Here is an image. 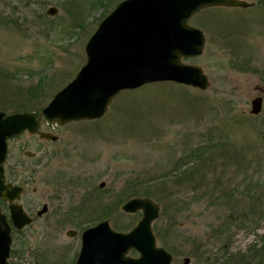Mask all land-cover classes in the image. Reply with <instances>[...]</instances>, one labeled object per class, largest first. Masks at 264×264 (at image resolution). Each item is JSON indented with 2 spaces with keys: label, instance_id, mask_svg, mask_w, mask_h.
<instances>
[{
  "label": "rangeland",
  "instance_id": "obj_1",
  "mask_svg": "<svg viewBox=\"0 0 264 264\" xmlns=\"http://www.w3.org/2000/svg\"><path fill=\"white\" fill-rule=\"evenodd\" d=\"M119 1L0 0V67L15 73L7 79L9 89L0 88V103L12 104L1 100L11 90L27 98L28 111L34 102L45 105L84 63L86 41ZM246 1L251 7L205 8L189 19L204 31L206 43L201 55L182 61L202 67L210 81L207 90L149 84L118 95L96 120L61 126L42 119L40 128L57 134V141H44L27 132L8 141L5 171L12 175L10 169H14L13 180L26 184L20 202L33 217L21 234L12 233L15 248L22 250L21 264H73L81 232L102 219H108L117 231H122L120 225L133 222L134 226L141 212L124 213L123 202L117 201L119 191L128 181L145 182L168 171L174 153L210 126L229 132L236 143L256 141L260 147L261 161L246 170L262 210L247 227L227 223L231 207L248 204L244 190L250 182L241 183L243 168L236 162L218 159L216 169L210 170L208 190L214 195L232 191L235 199L242 197L240 204L232 199L218 208L210 199L191 202L193 193L187 186L168 201L149 196L160 206L151 226L157 244L172 254L171 264H184L185 257L188 264H225V252L264 244V91L254 89L255 85L264 88V0ZM50 6L57 8L54 15L46 12ZM40 81L43 90L32 96L29 91ZM183 90L191 99H207L211 110L189 109L181 99ZM256 96L263 98V107L254 117L249 110ZM12 107L0 104L6 112L13 111ZM27 150L35 156L25 155ZM223 163H228L224 172ZM216 180L221 186L212 190ZM101 182L105 185L99 188ZM175 198L177 206H170ZM44 203L48 210L38 217L35 211ZM69 229L77 231L76 235L67 236ZM128 254L137 253L129 250Z\"/></svg>",
  "mask_w": 264,
  "mask_h": 264
},
{
  "label": "water",
  "instance_id": "obj_2",
  "mask_svg": "<svg viewBox=\"0 0 264 264\" xmlns=\"http://www.w3.org/2000/svg\"><path fill=\"white\" fill-rule=\"evenodd\" d=\"M246 0H121L103 17L84 45L85 61L74 77L52 94L50 101L37 112L6 113L0 110V198L10 202V220L14 229L32 222L19 201L24 188L6 180L4 160L7 140L27 131L42 139L56 141L57 135L40 130V118L65 124L71 121L95 120L103 116L109 102L119 93L152 83L171 82L207 90L210 81L199 65L182 58L199 56L205 46L204 32L189 24L193 14L208 7H241ZM57 8L50 6L47 14ZM255 90L263 92L261 85ZM263 98L250 101V113H261ZM25 154L33 157L34 153ZM104 182L99 184L103 187ZM125 213L141 211L138 222L129 231L112 229L107 219L84 229L81 246L74 264H170L172 255L157 246L152 222L159 216V204L150 197L128 198L121 206ZM48 209L46 204L37 212ZM11 227L0 209V264H7L12 241ZM67 236H75L69 229ZM130 249L138 252L129 256ZM184 264L189 263L185 257Z\"/></svg>",
  "mask_w": 264,
  "mask_h": 264
},
{
  "label": "trees",
  "instance_id": "obj_3",
  "mask_svg": "<svg viewBox=\"0 0 264 264\" xmlns=\"http://www.w3.org/2000/svg\"><path fill=\"white\" fill-rule=\"evenodd\" d=\"M241 66V65H240ZM14 72H7L0 67V88L7 87V79L10 77H14ZM39 86L36 89L30 90V94L32 96H37L41 89L43 90V81L39 82ZM159 85L161 83H155ZM173 85L172 83H162ZM45 85V84H44ZM177 86V85H176ZM180 89H186L185 86H178ZM133 91V90H132ZM131 91H124V93H128ZM123 93V92H122ZM4 96H2L1 100L4 102H12L8 103L13 105V111H24L28 110L26 105L28 102L27 99L21 93H16L13 91H9V93L4 92ZM202 94V93H201ZM0 95H3V93ZM182 102L187 105L189 109H192L194 112L201 113L203 110L209 109L211 110L212 105L205 98H195L191 99L190 94L188 95L185 90L181 93ZM4 106L8 104L0 103ZM189 104L191 106H189ZM33 110L37 111L42 107L37 105L34 102ZM32 111V110H31ZM258 116V115H257ZM255 117V116H254ZM264 122V118H263ZM213 128V129H211ZM217 127L210 126L209 129H205V131L200 132V136L196 141H192L187 144L184 148H182L179 153H174L173 158L171 160L172 167L166 171L161 173L160 175L154 176L145 182H139L133 184L132 182L126 183V186L119 191L117 195L118 204L125 201L133 196H145V197H155L158 200L168 201L170 196H177L178 189L180 187H185L191 189L192 193L189 196L191 202H202L203 200L210 199L211 205H216V207H221L229 202H232V197L234 194L232 191L229 192H220L217 195L211 194L212 191H209L211 180L209 179L210 170L216 169V162L218 159L226 160V162H236L238 167L243 168L241 175V183L245 182L248 178V165L251 163L259 164L261 161L262 152H260V147L256 143L246 142V143H236L229 132L224 130H217ZM264 132L262 130L261 134ZM196 137V136H195ZM194 137V138H195ZM224 165L221 168V171L225 169L228 163H223ZM224 172V171H223ZM215 174V173H213ZM216 175V174H215ZM220 177V176H219ZM220 178H223L222 176ZM249 183L245 185V193L248 194L250 200H248V204L245 205V208H239L240 205H236L235 209L230 208L229 214L227 215V223L230 225H234L237 227H247L254 220L256 214L262 210L259 208V195L256 193L253 194V188L251 187V180ZM220 180L213 181V189H217L221 185H219ZM241 185V184H240ZM162 193H166L162 195ZM223 198V201L219 203V200ZM178 199L175 198L171 200L170 206H177ZM236 204H240L239 201L242 200V197H238ZM185 204V202H183ZM133 226V222L130 225L118 226L120 230L126 231L129 230L130 227ZM222 225H220L216 230L217 234L222 232ZM22 252V250H21ZM227 256L224 257L225 264H264V244H261L257 247V244L249 246L246 251H239L234 253H224ZM223 254V255H224Z\"/></svg>",
  "mask_w": 264,
  "mask_h": 264
},
{
  "label": "flooded vegetation",
  "instance_id": "obj_4",
  "mask_svg": "<svg viewBox=\"0 0 264 264\" xmlns=\"http://www.w3.org/2000/svg\"><path fill=\"white\" fill-rule=\"evenodd\" d=\"M6 163V162H5ZM4 167H5V164H4ZM5 170H6V167H5ZM4 170V171H5ZM14 170V169H13ZM12 169H10V172H11V174L12 175H9L8 173H7V171H5V175H6V182H11V183H14V184H17V185H20V186H22V187H24V190H26V184H23V183H20L19 181H17V180H13L14 179V174H15V171H13ZM57 174H59V173H57ZM57 176V175H56ZM23 190V191H24ZM25 195V191H24V193L21 195V198H20V201L22 200V198H23V196ZM19 201V202H20ZM21 203V202H20ZM22 204V203H21ZM23 205V204H22ZM0 208H1V211L3 212V213H5L7 216H8V221H9V223H10V225H11V222H10V220H9V203L7 202V201H5V200H2V198H0ZM36 212V214H37V212H38V210L37 211H35ZM28 213V212H27ZM29 214V213H28ZM30 215V214H29ZM31 216V215H30ZM39 216H41V215H38V217ZM32 221H33V217H32ZM27 227V226H26ZM22 231L23 230H20V231H18V230H14V228L12 227V229H11V233L10 234H12L13 232L14 233H17V234H21L22 233ZM13 234H12V243H11V245H10V252H9V257H8V262H7V264H21L20 263V261H19V258H20V256H21V249H16L15 248V246H14V244H13ZM75 261V260H74Z\"/></svg>",
  "mask_w": 264,
  "mask_h": 264
}]
</instances>
